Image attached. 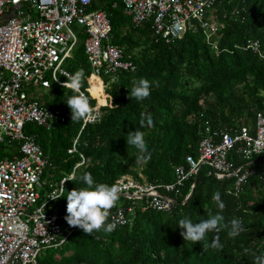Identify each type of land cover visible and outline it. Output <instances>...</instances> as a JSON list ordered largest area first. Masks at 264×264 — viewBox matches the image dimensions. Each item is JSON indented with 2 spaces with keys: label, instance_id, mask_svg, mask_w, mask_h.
Instances as JSON below:
<instances>
[{
  "label": "trees",
  "instance_id": "16d2710c",
  "mask_svg": "<svg viewBox=\"0 0 264 264\" xmlns=\"http://www.w3.org/2000/svg\"><path fill=\"white\" fill-rule=\"evenodd\" d=\"M93 9L106 13L111 23L110 43L124 50L135 71L119 73L112 83L102 76L107 104L100 108V121L81 131L78 152L86 163L76 170L80 158L68 154V150L83 121L71 123L66 104L75 93L52 84L41 99L30 95L44 108L65 111L66 122L51 130L25 127L47 159L39 203L53 189L50 184L73 174L51 210L62 216L67 215L68 192L85 187L80 179L83 173L90 172L96 183L109 186L126 176L162 187L174 181V168L184 165L186 156L197 158L206 128L229 132L252 127L255 115L264 114V0H219L213 11L217 24L213 36L206 39L202 29H187L169 45L154 35L149 21L135 26L124 14L120 0H93ZM247 41H257L258 51L247 48ZM66 68L70 74L84 70L81 91L94 106L92 95L101 88L96 80L89 88L91 69L82 37ZM141 78L150 82L149 97L143 101L130 99L131 88ZM142 113L151 115L154 127H147L146 121L141 127ZM136 130L145 134L148 150L144 154L127 145V134ZM149 154L147 163L140 161L141 155ZM230 159L237 166L254 170L236 196L234 178L217 180L208 176L209 168L203 165L177 191L159 188L176 202L170 212L143 209L144 199L136 200L129 224L117 226L110 233L103 229L92 235L74 232L63 245L43 251L37 264H253V254L264 255V153L249 161L232 153ZM215 192L221 194L226 205L220 213L224 216L222 223L238 218L245 231L229 238V228H222L206 233L201 242L185 241L179 221L189 217L199 223L208 218V212L216 214L219 210L212 199ZM132 202L119 197L110 211L127 208ZM216 237L222 250L211 247ZM244 249L249 251L245 253Z\"/></svg>",
  "mask_w": 264,
  "mask_h": 264
},
{
  "label": "built area",
  "instance_id": "2783aa9c",
  "mask_svg": "<svg viewBox=\"0 0 264 264\" xmlns=\"http://www.w3.org/2000/svg\"><path fill=\"white\" fill-rule=\"evenodd\" d=\"M120 2L124 14L135 26L149 21L154 35L168 45L180 39L187 29L200 28L207 39L217 29L213 11L219 0ZM74 25L79 27L78 32L72 30ZM110 33L108 16L101 9H93V0H0V264H37L43 251L57 248L72 233L83 231L63 225L66 216L48 211L49 205L57 200L51 198L61 196L62 181L68 178L53 186L50 184L53 189L39 203L47 159L35 136L27 134L25 127L34 125L51 130L64 124L66 115L63 108L40 106L25 88L48 89L52 84L62 87L67 80L64 74H70L66 64L80 37L92 76L101 80L106 76L112 83L119 73L134 72L130 57L121 47L110 43ZM247 48L257 52L258 42L247 41ZM92 107L93 118L83 121L68 150V154H77L80 158L74 170L86 163L78 152L82 129L101 119L103 106ZM205 132L198 144L197 158L186 156L184 165L174 168L172 183L160 187L126 176L117 180L121 189L119 197L133 202L127 208L120 206L110 211L109 222L116 227L129 224L134 215V201L142 199L143 209L170 212L174 204L159 188L177 191L203 165L209 168L208 176L217 180L234 178L236 196L254 170L235 165L230 156L233 153L249 161L264 153V114L255 115L252 127L229 132H210L206 128Z\"/></svg>",
  "mask_w": 264,
  "mask_h": 264
},
{
  "label": "clouds",
  "instance_id": "9594fccd",
  "mask_svg": "<svg viewBox=\"0 0 264 264\" xmlns=\"http://www.w3.org/2000/svg\"><path fill=\"white\" fill-rule=\"evenodd\" d=\"M64 77L67 80L61 86L75 93L66 101L71 111V123L90 121L93 118L94 109L90 104L89 97L81 91L84 81V70L81 68L74 74L65 73ZM150 87V82L141 78L131 88L129 92L130 99L135 98L137 101H143L149 97ZM141 117V127L145 126V121L147 127H154V121L151 115L145 117V114L142 113ZM144 135L140 130L129 132L126 140L127 145L134 146L141 154L146 153L148 149ZM139 159L141 162L147 163L150 159V154L147 156L141 155ZM80 179L85 187L74 188L67 194V215L65 217L67 224L71 227L82 229L86 235H92L94 232H99L102 229L107 233L114 231L116 224H106V221L109 217L110 210L119 200L120 187L117 184L109 186L105 183H96L90 172L83 173ZM66 181H71V178L63 180L62 185ZM58 198L51 199L55 200ZM212 199L215 201L219 210L216 214L213 215L211 212H208V218L200 220L199 223H194L189 217L179 221L178 227L185 230L181 232V236L185 241H191L192 243L201 242L205 238L206 233L218 232L222 228H229L227 233L229 238H235L245 231L238 218L231 219L229 224L222 223L224 216L220 213L223 212L226 205L222 201L219 192H215ZM211 247L222 250L223 245L220 243L218 237L212 241ZM204 250H206V247ZM244 251L247 253L249 250L244 249ZM252 262L253 264H264V255L253 254Z\"/></svg>",
  "mask_w": 264,
  "mask_h": 264
},
{
  "label": "rangeland",
  "instance_id": "374dc122",
  "mask_svg": "<svg viewBox=\"0 0 264 264\" xmlns=\"http://www.w3.org/2000/svg\"><path fill=\"white\" fill-rule=\"evenodd\" d=\"M72 30L73 31H77L79 30V27H77L76 25L72 26ZM207 39V38H206ZM104 81V79H102ZM91 83L93 82V80L90 78L89 80ZM46 90L47 89H41V88H38V87H33V86H29V87H26L25 88V91L26 93L28 94V96L32 95L33 97H35L36 99H41L42 97H44L45 93H46ZM101 94H102V98L103 100H106V96L104 93H102V90L100 91ZM100 92L98 93L97 97L94 96V98L96 99V104L98 105H101V106H105L107 104V102L103 103V100L101 98V94ZM94 94V93H93ZM107 101V100H106ZM45 200V199H44ZM56 201V200H55ZM53 201L50 205H49V208H48V211L52 212L51 210L53 209V206H54V202ZM56 204V203H55Z\"/></svg>",
  "mask_w": 264,
  "mask_h": 264
},
{
  "label": "bare ground",
  "instance_id": "6f19581e",
  "mask_svg": "<svg viewBox=\"0 0 264 264\" xmlns=\"http://www.w3.org/2000/svg\"><path fill=\"white\" fill-rule=\"evenodd\" d=\"M93 81L94 80H96L97 81V84L100 86V88H101V90H102V85H101V82H100V80H98L97 78H95V77H90ZM89 84H91V82L89 81ZM91 86V85H90ZM100 90V91H101ZM100 94H101V92H100ZM94 96L95 97H97V93L96 94H94ZM104 103V102H103Z\"/></svg>",
  "mask_w": 264,
  "mask_h": 264
},
{
  "label": "crops",
  "instance_id": "0c3cea01",
  "mask_svg": "<svg viewBox=\"0 0 264 264\" xmlns=\"http://www.w3.org/2000/svg\"><path fill=\"white\" fill-rule=\"evenodd\" d=\"M90 77H95V76H92V73H91V76ZM95 78H97V77H95ZM98 80H100V82H101V85H102V90H103V82H102V80L100 79V78H97ZM88 82V81H87ZM88 85H89V88H90V84H89V82H88ZM89 90V89H88ZM97 95H98V90H97ZM93 96V95H92ZM94 97V96H93ZM104 102V101H103ZM107 101L105 100V103H106Z\"/></svg>",
  "mask_w": 264,
  "mask_h": 264
},
{
  "label": "water",
  "instance_id": "95a60500",
  "mask_svg": "<svg viewBox=\"0 0 264 264\" xmlns=\"http://www.w3.org/2000/svg\"><path fill=\"white\" fill-rule=\"evenodd\" d=\"M194 183H195V182H194ZM192 189H193V188H192ZM192 191H193V190H191L189 196L192 194ZM189 196H188V197H189ZM188 197H187V198H188ZM168 199H169L173 204H176V202H175L173 199H171V198H169V197H168Z\"/></svg>",
  "mask_w": 264,
  "mask_h": 264
}]
</instances>
